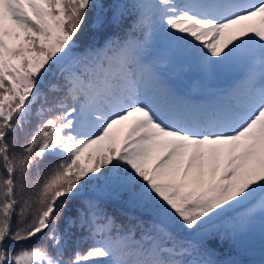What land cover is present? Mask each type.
Returning a JSON list of instances; mask_svg holds the SVG:
<instances>
[{
  "label": "snow or ice",
  "instance_id": "1",
  "mask_svg": "<svg viewBox=\"0 0 264 264\" xmlns=\"http://www.w3.org/2000/svg\"><path fill=\"white\" fill-rule=\"evenodd\" d=\"M257 229L264 0H0V264H242Z\"/></svg>",
  "mask_w": 264,
  "mask_h": 264
},
{
  "label": "trees",
  "instance_id": "2",
  "mask_svg": "<svg viewBox=\"0 0 264 264\" xmlns=\"http://www.w3.org/2000/svg\"><path fill=\"white\" fill-rule=\"evenodd\" d=\"M48 79L50 81L51 76H49ZM56 114L59 115V112H57ZM30 127L31 125L26 126V130L29 129ZM93 195H97V196L102 195V193L98 190L96 181L89 182L87 187L83 188L81 192L77 195L76 200L77 201L86 200L87 198ZM118 210H119L118 202H111L110 211L118 212ZM77 235L83 236V239L80 244L82 250L86 249L92 243V240L89 238L86 232L85 233L77 232ZM40 242H42V238L38 236L36 239L28 242L24 246L36 245ZM12 247L19 248L21 247V245H13ZM227 249H228V245L221 246V254L226 252ZM235 258L242 261V264H264V246H262V241L258 229L253 235L249 248L246 251L235 256Z\"/></svg>",
  "mask_w": 264,
  "mask_h": 264
},
{
  "label": "rangeland",
  "instance_id": "3",
  "mask_svg": "<svg viewBox=\"0 0 264 264\" xmlns=\"http://www.w3.org/2000/svg\"><path fill=\"white\" fill-rule=\"evenodd\" d=\"M242 69L239 67H232L226 70H223L219 73L218 77L214 81V88H226L235 82L241 74ZM196 73L194 71H189L183 74H178L173 71H166L164 79L167 82L168 86L177 90L181 95L186 96L193 103L202 102L203 93L199 90H196V87H191L195 78Z\"/></svg>",
  "mask_w": 264,
  "mask_h": 264
}]
</instances>
